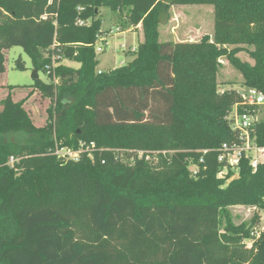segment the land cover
Instances as JSON below:
<instances>
[{
    "label": "trees",
    "instance_id": "obj_1",
    "mask_svg": "<svg viewBox=\"0 0 264 264\" xmlns=\"http://www.w3.org/2000/svg\"><path fill=\"white\" fill-rule=\"evenodd\" d=\"M192 5L214 7V38L162 42L171 9ZM102 8L126 14L143 39L133 61L98 73ZM15 47L58 82L35 80L51 105L43 126L25 100L9 96L0 110V264H264V234L245 244L258 216L236 224L228 210H264V162L253 171L243 158L228 184L236 172L220 178L218 162L240 100L218 91L221 60L264 94V0H0V75ZM256 137L264 147V123ZM81 143L95 144L93 158L54 154ZM124 151L168 154L131 167L117 161Z\"/></svg>",
    "mask_w": 264,
    "mask_h": 264
},
{
    "label": "rangeland",
    "instance_id": "obj_2",
    "mask_svg": "<svg viewBox=\"0 0 264 264\" xmlns=\"http://www.w3.org/2000/svg\"><path fill=\"white\" fill-rule=\"evenodd\" d=\"M99 17L102 21L100 38L107 39V46H104L103 53L97 55V59L100 60L96 68L98 73L119 67L121 62L126 64L128 61L125 60L129 59L130 55L135 56L142 37L140 36L138 41V34L134 32L137 31V28L128 26L126 14L118 18L109 8H102ZM119 31L132 32L118 34ZM214 35L215 9L209 5L175 6L171 9L168 22L160 28V40L162 42H198L204 36L214 38ZM99 45L101 46L103 43H98ZM135 46L137 48L134 50ZM5 56L6 72L0 75V85L5 86L1 87L2 90H5L0 92V110L3 108L4 100L9 96L14 101L25 100L24 108L31 114L35 125L43 126L47 122V110L51 105L50 100L42 97L39 91L32 92L35 81L31 78L34 67L30 58L21 47L5 51ZM238 57L242 61L254 65V61L247 52L240 53ZM20 58L26 63V70L17 68L16 62ZM66 63L68 64L69 61L62 59L61 64L66 66ZM221 64L219 93L228 90H241L244 86L241 73L225 58L221 60ZM39 77L42 82L51 83L47 73L41 71ZM227 173L224 170L220 177H226ZM236 177H238L237 173L227 181V184ZM228 210L236 224L247 223L255 213L254 207L249 206L230 207Z\"/></svg>",
    "mask_w": 264,
    "mask_h": 264
},
{
    "label": "built area",
    "instance_id": "obj_3",
    "mask_svg": "<svg viewBox=\"0 0 264 264\" xmlns=\"http://www.w3.org/2000/svg\"><path fill=\"white\" fill-rule=\"evenodd\" d=\"M53 0H49L51 4ZM80 11L83 8H79ZM47 16L42 17V20L46 21ZM90 21L79 20L77 25L84 27L88 25ZM105 42V43H104ZM98 43H103L99 45ZM104 46H107V39L98 36L95 50L99 55L104 52ZM55 61V60H54ZM56 66V63L54 64ZM50 78V72H46ZM51 82L57 84L56 77H51ZM237 91V90H236ZM223 93V92H222ZM239 95V103L236 104L228 117L230 129L235 136V139L224 143L218 149V162L223 166V170L219 173V177L223 174L224 170L227 172L232 170L237 173L241 160L248 159L253 171H256L258 166L264 162V147H260L257 144L256 129L259 125L264 123V94L256 88L245 87L237 91ZM242 110V112H241ZM96 151L95 144L87 145L81 143L77 150L71 147L56 146L54 150L55 156L65 161H79L83 153H87L90 158L94 157ZM102 151V150H101ZM210 151H203V155L208 154ZM131 157L125 154V151L121 153V158H117V161L124 166H135L138 161H144L146 163L158 165V157L160 154L166 155L168 152H144V151H130ZM173 154L174 152H169ZM128 154V153H127ZM16 160L11 158L9 165L13 166ZM200 164H204V157L200 159ZM104 164L105 161H102ZM189 171L193 178L197 179L199 166L190 163ZM222 178V177H220ZM255 214L258 216V222L250 230V238L245 241L248 249H252L254 243L261 239L264 234V210H260L254 207Z\"/></svg>",
    "mask_w": 264,
    "mask_h": 264
},
{
    "label": "crops",
    "instance_id": "obj_4",
    "mask_svg": "<svg viewBox=\"0 0 264 264\" xmlns=\"http://www.w3.org/2000/svg\"><path fill=\"white\" fill-rule=\"evenodd\" d=\"M128 32H132V31H126V32H122V31H119L118 32V34L120 33V34H123V33H128ZM134 32H136L137 34H138V41H139V39H140V36H142V31H141V26H138V28H137V31H134ZM141 41H142V37H141ZM139 43V42H138ZM137 47L135 46L134 47V50L136 49ZM134 52V51H133ZM130 55V54H129ZM131 57L129 58V59H127V60H125V61H128L126 64H128V63H130L131 61H133L134 59H135V56L134 57H132L133 55H130ZM132 59V60H131ZM98 61H99V63H100V60L98 59ZM125 62H121L120 63V65H126V64H124ZM74 64V65H73ZM67 67H72V68H78L80 65L78 64V63H76V62H72V61H69V63L67 64H65ZM120 65H119V67H120ZM115 68H118V67H115ZM114 68V69H115ZM34 71V70H33ZM33 71H32V74H33ZM31 74V75H32ZM3 75V74H2ZM38 75H39V73H38ZM39 79H40V77H39ZM1 87H5V86H1L0 85V92L1 91H4V90H2L1 89ZM35 90H34V88H33V90H32V92L33 93H36V92H34ZM32 120H33V118H32ZM34 122V121H33Z\"/></svg>",
    "mask_w": 264,
    "mask_h": 264
},
{
    "label": "water",
    "instance_id": "obj_5",
    "mask_svg": "<svg viewBox=\"0 0 264 264\" xmlns=\"http://www.w3.org/2000/svg\"><path fill=\"white\" fill-rule=\"evenodd\" d=\"M38 71L37 70H34L33 71V74L31 75V78L35 81L37 79H39V75H38Z\"/></svg>",
    "mask_w": 264,
    "mask_h": 264
}]
</instances>
